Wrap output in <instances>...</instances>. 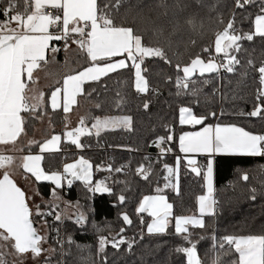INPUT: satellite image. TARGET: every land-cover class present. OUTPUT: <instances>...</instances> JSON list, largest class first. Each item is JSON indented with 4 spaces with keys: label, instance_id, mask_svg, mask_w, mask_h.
<instances>
[{
    "label": "trees",
    "instance_id": "1",
    "mask_svg": "<svg viewBox=\"0 0 264 264\" xmlns=\"http://www.w3.org/2000/svg\"><path fill=\"white\" fill-rule=\"evenodd\" d=\"M7 4L8 0H0V9ZM106 4L115 24L137 29L146 45L163 47L172 63L166 64L159 58L144 60L142 68L145 71L142 74L149 85L146 93L136 92L134 69L131 67L85 84L79 103H88L84 117L88 126L100 116H130L132 125L81 138V154L93 166V183L75 182L69 190L59 191L58 194L78 205L84 213L80 216L83 220L77 222L75 216L58 221L55 217L60 205L41 201L40 207L45 215L32 213V220L38 226L41 222L46 225L45 234L42 229L38 231L43 234L51 252L37 264H186L184 254L176 251L179 247L188 246L183 234H176L173 224L164 233L146 234L145 223L141 222L146 215L137 214L136 209L144 196L164 194L173 205V219L198 214V197L206 191L202 168L206 158L198 157L196 165H188L187 157L179 149V136L202 125H181L180 107H190L197 116L215 112L216 117L209 116L206 124H235L250 132L264 134V116L248 115L257 104L255 93L259 85L255 69L264 63V37L255 36L252 41L239 42L241 50L237 56L241 63L236 66V72L228 73L221 69L217 73L195 77L194 87L199 90L196 97L177 95L174 81L178 73L175 65L188 64L196 56L207 59L208 54L203 49H214L216 32L223 30L233 14L238 33L253 31L255 16L260 13L264 0H253L244 8H236L234 0H120L118 7L116 0H98L101 8ZM24 7V0H18L17 10L22 12ZM4 19L0 11V21ZM190 19L195 20V29L187 23ZM57 43L63 46L62 41ZM221 58L217 57L218 60ZM249 60L253 61L254 67L248 65ZM169 77L173 82H169ZM118 93L125 100L119 107L115 104ZM145 103L149 104L147 110L143 107ZM45 109L51 115L54 133L63 124L64 113L48 106ZM34 113H24V127L28 133H32L37 125ZM169 135L173 137L171 141L165 139L163 143H158L160 137L167 138ZM41 142L25 149L37 151ZM162 148H170L171 151L162 154ZM77 154L75 145H64L61 151L45 153L43 166L48 172H55ZM177 158L180 159L177 189L172 186L165 188L167 181L164 177L168 173L164 165L176 168ZM141 164L146 167L152 165L147 180L137 174ZM107 166L113 170H108ZM192 167H199L201 175L192 172ZM116 168L123 170L115 172ZM125 168L129 172L126 173ZM245 174L248 180L242 178ZM28 179L44 200L54 197L55 186L52 183L32 177ZM101 180L111 188L110 193L90 190ZM215 186L218 197L215 213L204 217L203 228L189 229L203 264L214 262V240L228 235H264V156H217ZM157 188L161 191L158 192ZM120 195L125 197L123 203L119 201ZM26 202L32 211L27 197ZM49 212L51 214H47ZM124 213L132 220L131 225L123 221ZM122 228L123 233L120 232ZM120 236L129 242L134 241L131 250L127 244L116 249L109 243L103 253L98 251L101 237L111 241ZM235 258L233 254L221 255L222 264H231ZM8 259L7 264H11Z\"/></svg>",
    "mask_w": 264,
    "mask_h": 264
},
{
    "label": "snow or ice",
    "instance_id": "2",
    "mask_svg": "<svg viewBox=\"0 0 264 264\" xmlns=\"http://www.w3.org/2000/svg\"><path fill=\"white\" fill-rule=\"evenodd\" d=\"M120 0H116V7ZM236 8H244L253 3V0H234ZM18 0H8V4L0 11L3 12L4 20L0 21V144L14 143L24 131L25 119L22 113H31L38 110V103H31L30 100H38V97H29L26 94L27 84L23 77L29 80L33 77L34 69L40 66V62H46V52L49 50V42L52 40H67L70 34H76L79 39L75 40L79 48L85 50L91 65L79 71L75 75H68L63 80V89L56 88L51 93L50 103L55 110L60 107V96L63 92V111H70V105L77 102V96L83 93L82 86L86 82H97L109 73L131 67L134 69V86L138 93L149 91L148 80L142 74V68L146 58H159L166 64H171L165 49L161 46L146 45L142 35L137 29L130 26L117 25L114 23L110 13L107 11L109 5L101 8L98 0H24V10H17ZM47 7L54 10H61L60 14L49 15L45 11ZM15 23L17 27H9V23ZM194 29L195 20H188ZM235 14L229 19L226 26L221 31H217L214 40V49L205 47L204 53L208 54L205 59L196 56L188 64L177 63L175 68L178 75L174 81L177 88V95L198 96L199 90L194 87L197 76H204L206 73H217L221 69L228 73L236 72L237 65L241 61L237 54L241 50L240 41H252L255 36L264 37V5L261 6L260 13L255 16L254 30L248 33H238L234 27ZM52 26H58L61 35H53L50 32ZM86 29H90L87 30ZM158 33L159 29L156 30ZM52 52L59 51L52 48ZM122 57L114 60L113 58ZM217 57H222L217 59ZM101 62L103 64L101 65ZM248 65L254 67L253 61L249 60ZM258 73L259 87L255 93L257 104L248 113L252 117L264 116V63L255 69ZM179 73H182L180 75ZM244 75H247L245 73ZM173 82L172 78H168ZM90 95V93H89ZM125 100L117 94L115 104L117 107L123 105ZM100 107V105H97ZM143 107L147 110L148 103ZM179 123L181 125H202L198 131L184 132L179 136V149L184 154H206L207 161L204 177L207 185V195L198 197L199 217L197 216H176L175 233L183 234V238L188 244L186 247H179L177 252L183 253L186 264H203L197 252L196 243L191 240V227L203 228V217L212 214L215 200L213 197V159L215 155H247L264 156V134H253L242 127L229 124L215 125L206 124L209 116L216 117L215 112L208 115L197 116L190 107H180ZM223 115V113H221ZM84 125L83 119L80 121ZM132 118L130 116H110L95 118L91 128L77 127L73 131H68L66 136L70 142L78 147L80 137L91 135L95 129L98 136L102 130L130 128ZM167 139L171 141L172 135L160 137L158 143H163ZM61 141L59 135H54L43 144L40 152H47L57 149ZM171 151V149H161V153ZM41 155L25 156L23 168L31 173L37 181L51 180L56 186L62 187V181L67 180L70 187L74 180H80L86 185L92 184V165L89 161L81 158L75 163L64 166L63 172L46 174L41 167ZM147 159V158H146ZM12 162V157L0 154V169H3L2 179H0V250L11 248L17 256L32 253L34 257L41 255L44 249L41 247L44 237L39 235L37 228L33 226L31 219L32 211L29 208L25 193L10 178L6 165ZM180 159L177 158L176 168L164 165L168 175L164 177L167 181L164 187L172 186L170 177L178 172ZM188 165H196L193 158L187 159ZM110 171L113 169L109 168ZM123 168L114 169L121 172ZM152 165L146 167L141 164L137 168V174L147 180L151 174ZM191 171L196 175H201L199 167H192ZM71 177V178H69ZM248 180L245 174L242 177ZM91 191L111 192L105 181L97 182ZM157 191L161 189L157 188ZM119 201L123 203L125 197L119 196ZM173 205L167 202L164 196H144L136 209L137 214L147 213L153 217L152 222L147 226L149 234L164 233L169 225L170 217H173ZM37 215H45L37 206ZM47 214H51L50 212ZM56 220L61 216L56 215ZM122 219L126 224L131 225L132 220L124 213ZM80 217L77 222H81ZM143 223V219L141 218ZM124 229L120 230L123 233ZM142 238V237H141ZM100 253H103L107 244L111 243L113 248L119 249L122 244H127L131 250L134 241H127L123 236L119 239L113 238L109 241L106 237L99 239ZM213 250L216 253L213 264H222L221 255L233 254L236 258L231 264H264V235L232 236L228 235L218 240H214ZM5 254L0 251V264H7Z\"/></svg>",
    "mask_w": 264,
    "mask_h": 264
},
{
    "label": "rangeland",
    "instance_id": "3",
    "mask_svg": "<svg viewBox=\"0 0 264 264\" xmlns=\"http://www.w3.org/2000/svg\"><path fill=\"white\" fill-rule=\"evenodd\" d=\"M49 47H53L51 44V41L49 42ZM76 45L78 46V44L76 43ZM54 48H57V46H54ZM72 51L76 52H80V48H73ZM57 52H51V55L56 54ZM120 59V58H118ZM117 60V59H115ZM84 58H79V60H77V65H81L82 63H84ZM47 66L45 68H43L42 70H40V75H39V80H38V86H36L37 88H35L33 91L34 93H31L32 97H36V93L37 91L40 92L42 91L44 85H48L52 82H54V88H52V91H55L56 88H61L63 89V80L68 76V75H75L73 73H71V69H73L74 65L71 62V60L68 58L67 62L65 64V66H61V71L58 72V70L56 69L54 64H51L52 62H48V58H47V52H46V62ZM102 65V64H101ZM65 70V71H64ZM88 83V82H86ZM85 83V84H86ZM85 84L82 86L83 88V93L77 96V102L73 105H70V111H68L67 113L63 111V92H61V96H60V107L56 108L55 110H60L64 113V122L62 124V126H60L59 130H57L56 132H52L53 130V126L51 123V115L48 114L46 112V109L44 107L45 105V98L44 95H42V93H38V100H35V102H38L39 107L38 110L33 114V117L36 118L37 120V125L35 126V129L33 130L32 133H28L27 130H25V135L22 137V142L25 144L24 145H20L21 143H18L16 145H13L10 147V152H9V156L12 157V162L10 164H7V170L10 172L11 177L13 179H17L18 182L20 183V185L23 187V189L26 191V197L28 200V203L30 205V207L32 208V213L35 215L36 211H37V206H39L40 211L42 212V209L40 207L41 201H45L46 204L53 202L55 204H59L60 205V210L59 212H57V215L61 216V219L64 218H68V217H75V216H83L84 213L80 210V208L78 207V205L70 203L69 201H67L64 198L63 194H58L59 191H63V187L65 185V180H63L62 183V187H57L56 184L51 181V180H40V181H50L53 182L55 184V195L53 198H51L50 200H44L37 192V189L34 185V183L32 181H30L27 177H25V172H27L24 168H23V163H24V155H22L21 149L26 148L24 146L27 147H31L34 144H37L39 142L42 141V143L40 144L39 150L36 153L30 154V155H41L42 157L44 156L45 153L47 152H57V151H61L63 148V142L67 141L69 139V137L66 136V133L68 131H73L75 130L77 127H85V128H91V126H88L85 122L84 125L80 124V121L83 119L84 121V117L87 114V110H88V103L81 101L79 103V99L81 97V95L84 94L85 92ZM30 94V93H29ZM33 94V95H32ZM51 98V96H50ZM50 98L48 100V106L54 110L51 107V103H50ZM42 105V106H40ZM104 117H110V116H100L97 118H104ZM132 125V124H131ZM105 130H102L101 132H103ZM63 132V133H62ZM100 132V133H101ZM92 133H95V129L92 130ZM54 135H59L61 137V141L58 143L57 145V149L56 150H52V151H47V152H40V148L43 146L44 143H46L48 140H50L52 138V136ZM84 136V135H83ZM80 137V144H81V138ZM76 149L77 151H80L82 149V147H78L77 145ZM20 153V154H16V153ZM81 158L89 161L90 160L88 158H86L84 155H80V157L65 162L61 168L59 170L62 171L64 169V166L66 164L69 163H75L77 161H79ZM41 167L42 169L45 171L46 174H52L51 172H48L44 166H43V158L41 160ZM91 164V163H90ZM29 173V172H27ZM53 173H58V172H53ZM31 174V173H30ZM35 178L32 174L30 175V177ZM93 170H92V183H93ZM172 184L178 186V175L177 173H175L172 177H170ZM174 181V182H173ZM75 182H80L85 184L84 182L80 181V180H74L73 183ZM86 185V184H85ZM150 196H164L167 200V202L171 203L167 196H165L164 194H155V195H150ZM173 211V210H172ZM145 228L152 222L153 217L149 216L147 213H145ZM170 223L166 229V231L168 230L170 225H174L175 228V221L172 217H170ZM42 229V233H46V225L41 222L40 225L38 226V230L40 231ZM145 230V229H144ZM165 231V232H166ZM148 233V232H147ZM149 234V233H148ZM160 234V233H158ZM153 235V234H150ZM41 247L44 249V251L41 253L40 256L38 257H34L32 253H26L23 256H17V254L14 252V250H12L11 248H5L2 249L0 251H3L5 254V259L7 260L8 258L12 261L11 264H37L39 262V260L42 257H47V255H49V253L51 252V248L49 247V244L47 243V241L45 240ZM8 259V260H9Z\"/></svg>",
    "mask_w": 264,
    "mask_h": 264
},
{
    "label": "crops",
    "instance_id": "4",
    "mask_svg": "<svg viewBox=\"0 0 264 264\" xmlns=\"http://www.w3.org/2000/svg\"><path fill=\"white\" fill-rule=\"evenodd\" d=\"M61 17H62V14H61ZM9 27H11V28H15V27H17V25L15 24V23H9ZM87 30H90V29H86V31ZM50 32H52L53 33V35H61L62 33H61V30H60V28L58 27V26H52L51 28H50ZM77 39H79V37L76 35V34H70L69 35V37L67 38V40H64V39H61V40H52L51 41V44H52V46L53 47H49V50L47 51V58H48V62L50 63V62H52L51 64H54L55 65V67H56V69L58 70V72H60L61 71V66H65V64H66V62H67V59L69 58L70 60H71V62L73 63V65H74V67H73V69H71V73H73V74H77L79 71H81V70H83L84 68H86V67H89V66H92L91 65V62H90V60H89V58L87 57V55H86V52H85V50H82V49H80V52H78V51H76V52H74V51H72V49L73 48H77V47H79V46H77L76 45V42H75V40H77ZM55 41H56V43H55ZM57 41H62V44H63V46H60L58 43H57ZM50 45V44H49ZM54 46H57V48L59 49V51H57V53L56 54H53V55H51V49L52 48H54ZM60 53H61V56H60ZM84 58V63H82L81 65H77V60H79V58ZM119 58H122V57H119ZM114 60H115V58H113ZM118 59V58H117ZM101 64H103V62H101ZM47 66V63H45L44 61H42V62H40V66L38 67V68H36V69H34V71H33V77H32V79L31 80H29L28 78H27V76H26V74H25V76L23 77V79L25 80V83L27 84V89H26V94L29 96V97H32L31 96V93H34V89L35 88H37L36 86H38L37 84H38V80H39V75H40V70H42L43 68H45ZM65 71V70H64ZM54 82H52V83H50V84H48V85H44V87L42 88L43 90L42 91H40V92H38L37 91V93H36V97H38V93H42V95H44V98H45V105H44V107H47L48 106V100H49V98H50V96H51V91H52V88H54L55 86H54V84H53ZM30 93V94H29ZM33 95V94H32ZM34 101L35 100H30V102L31 103H34ZM35 103H38V102H35ZM40 106H42V105H40ZM49 107V106H48ZM50 108V107H49ZM22 115L24 116V113H22ZM25 117V116H24ZM25 119V118H24ZM209 124H212V125H215V124H217V122L216 123H209ZM220 124H223V123H220ZM229 125H235V124H229ZM62 126V125H61ZM235 126H238V125H235ZM23 127H24V125H23ZM201 127H203V126H200L199 128H197V129H193V130H188V131H185V132H193V131H198V130H200V128ZM238 127H241V126H238ZM243 128V127H242ZM246 130V129H245ZM246 131H248V130H246ZM250 132V131H249ZM63 133V132H62ZM184 133V132H183ZM182 133V134H183ZM250 133H253V132H250ZM26 133H25V127H24V131H23V133L17 138V140L14 142V143H7V144H0V154H5V155H8L9 156V152L11 151L10 150V147L11 146H13V145H16V144H18V143H21L22 142V137L25 135ZM253 134H256V133H253ZM42 143V142H41ZM40 143V144H41ZM25 144V142L23 143H21L20 145H24ZM34 145H36V144H34ZM34 145H32V146H34ZM24 147H27V146H24ZM39 147H40V145H39ZM63 147H64V142H63ZM39 150V149H38ZM37 150V151H38ZM37 151H27L25 148H23V149H21V154L22 155H30V154H33V153H36ZM81 151H82V149L80 150V151H77L78 152V154H77V156L74 158V159H76V158H78V157H80V155H82L81 154ZM20 153H16V154H20ZM47 153H50V152H47ZM182 153V152H181ZM182 155H184V156H186L187 157V159L188 158H193V159H195V160H197V158L198 157H204V158H206L204 161H203V163H205L206 164V166H207V161H208V159H209V157L206 155V154H184V153H182ZM217 156H219V155H215V156H213L212 157V159H213V189H214V191H213V199L215 200V204L213 205V209H212V214H206L205 216H208V215H213L214 213H215V211H216V207H217V199H216V186H215V158L217 157ZM233 156V155H232ZM245 156H247V155H245ZM43 158H44V156H43ZM74 159H72V160H74ZM69 161H71V160H69ZM68 162V161H67ZM91 163V162H90ZM91 165H92V163H91ZM7 168V167H6ZM92 170H93V166H92ZM8 171V170H7ZM3 172V169H0V173H2ZM55 172H58V173H61V170H56ZM204 172H206V169L204 170ZM51 173H53V172H51ZM25 177H27V178H31L30 177V173H27V172H25ZM93 177H94V174H93ZM33 178V177H32ZM0 179H2V174H0ZM35 179V178H34ZM94 179V178H93ZM36 180V179H35ZM15 181L17 182V184L19 185V187H21L22 189H23V187L20 185V183L18 182V180L17 179H15ZM44 182H50V181H44ZM50 183H52L54 186H55V184L53 183V182H50ZM92 185V184H91ZM205 186H206V191H205V193L203 194V195H207V185H206V180H205ZM24 190V189H23ZM145 214V213H144ZM195 216H197V217H199V209H198V214L197 215H195ZM204 216V217H205ZM204 217H203V222H204ZM191 227V226H190ZM190 229V228H189ZM145 233L146 234H148L147 233V227L145 228Z\"/></svg>",
    "mask_w": 264,
    "mask_h": 264
},
{
    "label": "built area",
    "instance_id": "5",
    "mask_svg": "<svg viewBox=\"0 0 264 264\" xmlns=\"http://www.w3.org/2000/svg\"><path fill=\"white\" fill-rule=\"evenodd\" d=\"M45 11L47 12V14H49V15H56V14H62V11L61 10H54V9H52L51 7H47L46 9H45ZM64 145L66 146V147H72V146H74V144H72L71 142H70V138L67 140V141H64ZM108 170H109V168H111L110 166H107L106 167ZM202 168L205 170L206 169V164L205 163H203V165H202ZM124 171L127 173V172H129V170H128V168H125L124 169ZM62 174L63 175H67V174H65L63 171H62ZM69 178H71V177H69ZM66 182H65V185H64V187H63V191H67V190H69L72 186H73V184L74 183H72V185L69 187L68 186V184H67V180H65ZM216 199L218 200V197H216ZM145 217H143V223H146L145 222Z\"/></svg>",
    "mask_w": 264,
    "mask_h": 264
},
{
    "label": "water",
    "instance_id": "6",
    "mask_svg": "<svg viewBox=\"0 0 264 264\" xmlns=\"http://www.w3.org/2000/svg\"><path fill=\"white\" fill-rule=\"evenodd\" d=\"M10 178L13 180V182L16 184V182L14 181V179L10 176ZM17 185V184H16ZM18 186V185H17ZM19 187V186H18ZM23 192H24V190L21 188V187H19ZM25 193V192H24ZM25 197H26V193H25ZM80 218V216H76L75 217V220L76 221H78V219ZM31 219H32V216H31ZM33 221V220H32ZM33 226L35 227V228H37V231H38V224L37 223H35V222H33ZM38 233H39V235H41L42 237H43V234L41 233V232H39L38 231Z\"/></svg>",
    "mask_w": 264,
    "mask_h": 264
}]
</instances>
